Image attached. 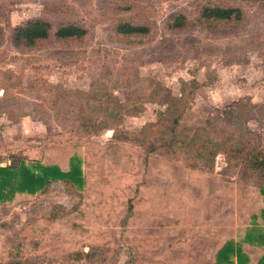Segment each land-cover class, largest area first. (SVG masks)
<instances>
[{"label": "rangeland", "instance_id": "obj_1", "mask_svg": "<svg viewBox=\"0 0 264 264\" xmlns=\"http://www.w3.org/2000/svg\"><path fill=\"white\" fill-rule=\"evenodd\" d=\"M216 4L243 18L205 20ZM37 17L51 37L17 43ZM123 22L148 32L121 34ZM62 23L87 33L59 40ZM163 118L214 158L170 145L151 127ZM242 135L264 148V0H0L1 165L26 155L68 170L77 154L85 178L0 201V264H213L264 221L259 178L223 151Z\"/></svg>", "mask_w": 264, "mask_h": 264}, {"label": "trees", "instance_id": "obj_2", "mask_svg": "<svg viewBox=\"0 0 264 264\" xmlns=\"http://www.w3.org/2000/svg\"><path fill=\"white\" fill-rule=\"evenodd\" d=\"M202 17L211 21H235L243 18V11L239 7H229L220 4L204 5L202 8ZM172 28L183 27L186 17L183 14L176 13L170 18ZM54 30L53 24L42 17L31 18L25 23L17 26L14 30V39L19 44H36L40 40H47L51 37ZM117 31L121 34L146 33L147 28L136 26L129 22L120 23ZM87 29L76 23H62L56 29L55 35L59 40H66L72 37H83ZM173 101H179L172 97ZM174 115V113L172 114ZM161 120V119H160ZM159 120V121H160ZM178 118H174V123L167 125L165 120H161L151 127H158L161 134H172L170 145L180 142L189 148L196 149L204 158L209 160L214 158L215 150L206 147L205 142L196 143L199 139L196 134L189 139L180 140L176 132ZM248 135H242L239 141L233 143L230 148L228 143H223V151L232 152L233 164L243 169L248 174H254L259 178L258 187L264 201V148L256 139L248 138ZM185 137V135L183 136ZM188 138V136H186ZM209 148V149H208ZM0 161V201H6L13 198L17 193L36 194L45 191L53 182H61L66 187H74L78 190L84 187L85 178L82 169V159L74 154L70 157L69 169L64 170L60 165L45 164L41 161L30 160L26 155H13L11 162L1 165ZM133 215L132 206L126 218ZM260 216L264 220V207L260 211ZM245 242L264 246V229L253 223L245 235ZM80 258L82 253L79 252ZM236 258V261H234ZM250 258L243 251L242 245L234 239L227 240L217 251L214 264H249ZM257 264H264V255Z\"/></svg>", "mask_w": 264, "mask_h": 264}, {"label": "crops", "instance_id": "obj_3", "mask_svg": "<svg viewBox=\"0 0 264 264\" xmlns=\"http://www.w3.org/2000/svg\"><path fill=\"white\" fill-rule=\"evenodd\" d=\"M70 160V159H69ZM62 168V167H61ZM62 169H64V168H62ZM65 170V169H64ZM261 211V210H260ZM259 214H260V212H259ZM257 225H260L263 229H264V221L262 222V223H257ZM253 226V223H250L249 224V226L247 227V229H246V232H247V230L250 228V227H252ZM246 232H245V234H244V239H245V235H246ZM232 239V238H231ZM235 240V239H234ZM235 241H237V240H235ZM226 242V241H225ZM224 242V243H225ZM237 242H239L241 245H242V248H243V251L249 256V258H250V261H249V264H257L258 262H259V260L261 259V257L264 255V253L261 255V257L256 261V262H253V259L251 258V255H249V253H247V251H245V245H249V246H251V247H256V248H262V249H264V246H261V245H257V244H250V243H248V242H245V240H243V241H237ZM223 243V244H224ZM222 244V245H223ZM245 244V245H244ZM221 245V246H222ZM220 246V247H221ZM220 247H219V249H220ZM218 249V250H219ZM217 250V251H218ZM217 251H216V253H217ZM215 256H216V254H215ZM215 256H214V262H215ZM234 261H236V258H234ZM214 264V263H213Z\"/></svg>", "mask_w": 264, "mask_h": 264}]
</instances>
